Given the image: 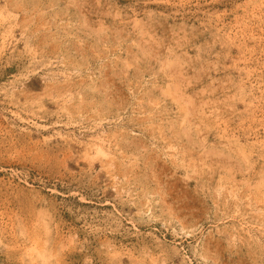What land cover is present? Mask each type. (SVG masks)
Here are the masks:
<instances>
[{"label":"rangeland","instance_id":"1","mask_svg":"<svg viewBox=\"0 0 264 264\" xmlns=\"http://www.w3.org/2000/svg\"><path fill=\"white\" fill-rule=\"evenodd\" d=\"M0 264H264V0H0Z\"/></svg>","mask_w":264,"mask_h":264},{"label":"bare ground","instance_id":"2","mask_svg":"<svg viewBox=\"0 0 264 264\" xmlns=\"http://www.w3.org/2000/svg\"><path fill=\"white\" fill-rule=\"evenodd\" d=\"M97 144V143H96Z\"/></svg>","mask_w":264,"mask_h":264}]
</instances>
